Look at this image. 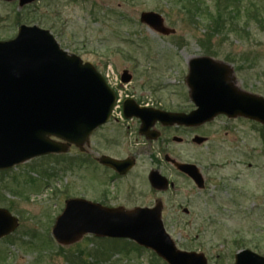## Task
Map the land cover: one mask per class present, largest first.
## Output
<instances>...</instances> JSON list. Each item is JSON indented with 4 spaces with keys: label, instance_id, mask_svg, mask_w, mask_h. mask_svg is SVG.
<instances>
[{
    "label": "rangeland",
    "instance_id": "1",
    "mask_svg": "<svg viewBox=\"0 0 264 264\" xmlns=\"http://www.w3.org/2000/svg\"><path fill=\"white\" fill-rule=\"evenodd\" d=\"M201 1L213 10L215 0ZM245 6L256 11L264 0H235L239 16L217 26L203 15L193 19L180 0H34L23 6L0 0V40L13 38L21 24L37 25L106 75L121 101L128 93L150 106L185 112L195 108L186 84L192 57L227 63L238 88L264 96V31L253 20L245 23ZM143 11L159 13L174 32L161 34L140 22ZM208 29L215 35L202 44ZM123 71L134 81L122 86L115 81ZM194 133L205 140L170 148L197 164L202 188L178 178L173 192L151 193L144 175L133 172L128 182L135 184L134 198L124 190L121 198L129 201L127 207L163 198V224L176 246L203 252L208 264H234L242 249L264 256V125L219 115ZM87 162L81 151L68 148L0 170V207L18 220L0 238V264H167L128 239L115 244L85 234L68 245L54 240L51 228L65 201L94 200L105 187L101 170H88Z\"/></svg>",
    "mask_w": 264,
    "mask_h": 264
},
{
    "label": "water",
    "instance_id": "2",
    "mask_svg": "<svg viewBox=\"0 0 264 264\" xmlns=\"http://www.w3.org/2000/svg\"><path fill=\"white\" fill-rule=\"evenodd\" d=\"M17 1L23 6L34 0ZM139 20L158 33L174 32L155 11L141 12ZM231 73L225 62L209 56L192 57L186 84L194 109L185 113L140 107L132 98L124 101L123 108L147 128L157 120L164 125H200L217 115L242 116L264 124V96L238 88ZM114 101V91L92 63L62 49L48 30L21 24L13 38L0 40V170L38 156L63 153L71 144L81 148L90 133L108 120ZM204 140L194 138L197 143ZM100 160L120 172L131 167L126 160ZM173 163L197 187L204 186L195 164ZM149 179L155 187L166 186V179L156 171ZM17 225V218L0 207V238ZM51 234L61 245L75 243L85 234L124 238L152 250L167 264H208L203 252L176 246L164 227L161 202L126 209L69 198ZM234 264H264V256L242 249L235 254Z\"/></svg>",
    "mask_w": 264,
    "mask_h": 264
},
{
    "label": "flooded vegetation",
    "instance_id": "3",
    "mask_svg": "<svg viewBox=\"0 0 264 264\" xmlns=\"http://www.w3.org/2000/svg\"><path fill=\"white\" fill-rule=\"evenodd\" d=\"M67 52L72 53L69 51ZM83 62L85 61L83 60ZM102 76L108 83L106 75ZM132 81H134L133 76L123 71L116 75L115 83L119 82L123 86V82L129 84ZM111 89L116 94V89L113 87ZM132 96V94L129 95L128 93L124 95L121 108L112 110L108 120L90 133L87 141L81 148L75 144H71L69 150L76 149L81 151L83 160L89 161L87 162L89 164L86 165L88 166V170L91 169L92 172H95L99 168L102 172V179L105 181V187L100 190L99 196L91 201L98 202L106 207H124L126 209H131L136 206L152 207L157 202H161L163 211L164 199L159 196L155 197L149 203H135L133 206L127 207L129 201L121 198L122 190L128 192L126 196L128 199L134 198L133 193L135 191V184L131 181L128 182V178L133 172L144 175V178L147 179L146 181L149 184H147L148 190L156 194L164 195L166 192H169V190L172 192L176 190L178 178L187 179L194 184L192 179L178 170L173 163V160L184 163H191L192 161L184 160L176 155V151H173L170 146L174 143L177 145L197 143L194 141V138L199 135L194 132L201 124L193 126H186L183 124L164 125L161 121L157 120L152 123L149 128L144 127L138 116L129 115L131 111L124 109L123 103L126 99L132 98L140 107L153 106H150L149 103L140 98H134V96ZM153 108L159 109V107ZM162 110L184 112L181 110ZM187 112L189 111H185V113ZM179 133L184 134V137L176 135ZM189 133L191 135H188ZM102 157H109L113 160H126L131 164V167L126 169V171L120 172L103 163L100 160ZM147 161L150 165L148 168L142 169L140 165L146 164ZM138 168L140 169L138 170ZM153 171L158 172V174L166 179L165 187H155L151 183L149 177ZM172 177H174V180H172ZM183 210L187 212L186 209Z\"/></svg>",
    "mask_w": 264,
    "mask_h": 264
},
{
    "label": "trees",
    "instance_id": "4",
    "mask_svg": "<svg viewBox=\"0 0 264 264\" xmlns=\"http://www.w3.org/2000/svg\"><path fill=\"white\" fill-rule=\"evenodd\" d=\"M180 1L182 2V5L185 8H187L188 13H191L193 19H195L194 18L195 15L201 16V18H203L202 17L203 15L204 17H206L207 20L209 19L208 21L210 23L216 22L214 24H216L217 26L218 24L223 25V22H225L227 18H231L232 14L233 16L234 15L239 16V12L237 11L236 13L232 8V5L235 0H226L224 5H220L219 0H215L213 10L208 8L209 6L207 4H204L201 0H180ZM203 10H206L208 13L206 14ZM238 10H240V8H238ZM254 11L255 9H252L250 12V9L248 10V7L246 6L244 7L243 13L245 17L244 19L245 23H247L248 20H253L255 22L256 27L259 28L260 31H264V6L256 10L255 12ZM207 31L208 32L205 33V38L200 40L202 44L204 43L205 40H209L211 39V37H213V35H215V31L209 29ZM104 239L113 240L115 244L119 242H125L124 240H126L122 238H104ZM136 245L137 244L134 243V246Z\"/></svg>",
    "mask_w": 264,
    "mask_h": 264
}]
</instances>
